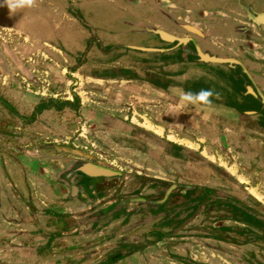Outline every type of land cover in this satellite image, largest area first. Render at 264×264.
<instances>
[{
    "label": "rangeland",
    "instance_id": "rangeland-1",
    "mask_svg": "<svg viewBox=\"0 0 264 264\" xmlns=\"http://www.w3.org/2000/svg\"><path fill=\"white\" fill-rule=\"evenodd\" d=\"M6 2L0 0V96L8 100L23 119L16 118L0 104V130L10 128L19 132L27 123L29 127L19 134L18 140L11 131H7V135L0 133L1 145H18L26 150L21 135L36 133L38 141L34 145L46 139L61 144L67 142L73 153L84 150L129 176L138 171L143 176H161L176 182L180 181L175 176L177 161L175 158L165 159L163 152L157 149L168 135L173 142L186 144V151L193 157L221 164L228 180L236 186L232 189H238L236 183L248 187L254 194H249L250 199L241 194L240 201L264 217V197H261L264 193V150L252 149L259 142L258 138L255 135L251 139L240 137L235 132L239 124L226 119L223 109L202 104L198 107L190 102L191 98L181 108L182 101L171 90L159 92L158 87L153 90V86L144 83L149 79L163 78L183 81V78L191 77V71L176 76L172 71H166L165 76L163 70L149 65L151 61L160 68L158 58L144 59L150 58L144 54L146 50L131 48L146 45L129 44L128 49L135 52L116 48V44L126 42L113 34L115 26H121L116 10L128 9L127 4L115 0H33L31 7L12 13ZM152 13L156 18L169 21L157 9ZM128 22L132 31L147 33L144 27L148 23L141 18L135 16ZM67 72L71 73L68 75ZM73 93L77 96L74 99ZM64 97L73 99V108L56 109L53 105H62ZM51 98L57 103H50ZM146 104H150L156 118L158 112L166 108L163 121L168 125L165 133L156 128L155 135L151 133L148 142L127 130V125L132 123L152 128L149 121L154 118L147 120L144 116ZM47 105L51 107L41 115V107ZM228 121L234 132L226 130ZM44 134L48 137L45 138ZM62 134L69 135L62 137ZM169 150L167 153L175 157L176 150ZM164 161L168 167L162 170L158 164ZM215 174V179L222 183L225 175ZM247 178L251 183H242ZM150 187L147 184L142 195L151 200L160 199V194H154ZM126 195L118 194L120 197ZM177 200L173 194L162 211L137 210V215L129 219L121 212L115 218L111 215L99 217L85 211L81 225L89 228L92 223L88 220L95 219L91 228L96 232L86 236L88 244H95L81 251L98 248L112 237L113 242L126 239L123 244H132L128 250H133L130 254L135 255V262L124 264H196L200 259L208 260L209 264H264V235L261 234L264 230L257 231L258 238L248 235L244 238L238 232H230L232 238L243 240L240 244L215 240L210 235L222 238L228 233L205 229L204 226H208L205 214L192 220L193 225L186 222L184 227L181 226L180 213L171 219L178 209ZM66 202L63 196L50 197L49 201L45 199L46 205L58 210H64ZM84 208L83 211L87 209ZM139 222L145 226L134 225ZM157 225L161 233L149 230ZM106 235L109 236L107 239ZM77 239L81 240L82 236ZM57 244L64 246L65 243L59 240ZM0 262L5 261L1 258Z\"/></svg>",
    "mask_w": 264,
    "mask_h": 264
},
{
    "label": "flooded vegetation",
    "instance_id": "flooded-vegetation-1",
    "mask_svg": "<svg viewBox=\"0 0 264 264\" xmlns=\"http://www.w3.org/2000/svg\"><path fill=\"white\" fill-rule=\"evenodd\" d=\"M115 1L127 4V7H129L128 9L118 8L116 10V18L121 26H115L113 34L126 41L116 44V48H123L122 50L127 52H135V50L128 49L129 44L146 45L144 46V48H146L144 54L150 56V58L144 57V59L155 60V58H158V60H160V65H162L160 68H157L151 61L149 65H151L153 69L163 70L165 76H167L166 71H172L171 73L174 76H176L177 73H181L180 75H182V73L191 71V77L183 78V81L163 78L155 80L149 79L144 81V83L148 84L149 87H161L164 92H169L173 88L178 87L182 88L185 93H191L193 95L198 94L202 90L211 91V107L223 109L224 111L222 113H226L223 115L226 119L239 124L240 127L238 131L235 132L240 135V137L251 139V137L255 135L258 138L259 142L257 145L253 146L252 149L264 150V24L263 22L254 23L252 21L258 15L264 13V0ZM199 1L204 2V4H202L203 8L214 10V12H217V15L204 17L206 15L203 16L199 14L198 8L196 7ZM206 1L207 4H205ZM185 4L193 6L194 8L192 9L190 6L184 7ZM159 6L173 14L177 20L185 23L187 22V24L197 28L201 36L193 32H186L172 25L169 21L167 22L166 19L162 20L159 17L156 18L152 10L154 12ZM190 9L194 11L192 15H190ZM135 16L176 37L185 38L186 41L178 42L176 40H166L151 32L136 33L132 31V26L128 22L129 20L133 21ZM190 17L192 21H190ZM200 19H202V21L199 22H203L210 27L208 29H200L192 24V22H198L195 20ZM121 45H123V47ZM197 46L202 52L206 49L210 51V53L224 54L237 59L239 63L202 62ZM151 67H149V69H151ZM170 68L174 70H168ZM70 73L71 72H67L68 75ZM164 94L166 96V93ZM72 97L74 99L77 96L73 93ZM63 99L62 105L53 106L56 109L73 108V99L71 100V98L68 97H64ZM146 99H148V97H146ZM48 101L54 104L57 103V100L52 98ZM0 104L7 108L10 113L14 114L16 118L20 120L23 119L17 109H15L8 100L3 98V96H0ZM199 104L200 103H196V106L199 107ZM46 107V109H49L51 105H47ZM145 109L144 116H146L147 120L151 118L155 120L149 121L152 128H146L145 125L140 123H132L127 125V130L139 134L142 140L148 142V138L152 135L151 133H156V128L162 129L161 132L164 133L167 131V122L163 121L167 113L165 112L166 108H163L165 111L162 110L158 112L156 118L155 115H153L155 112L151 109L150 104H146ZM160 110L161 109H159V111ZM212 113L214 114L215 112L212 111ZM230 121H228L229 125L226 130L234 132ZM150 130L152 132H150ZM174 141L175 142L166 135V138L157 149L163 152L165 159L175 158L177 161V164L175 163L177 167L175 176L179 178L180 181L177 180L176 182H172L168 178L161 176H143V174L138 171L129 176L113 168L108 163L104 162V160L88 154L84 150H81L79 153L70 152L76 155L71 159L70 163L69 159L66 160V166L68 163L71 165L72 162L85 161L88 164H100L109 167L116 172L111 175H99L94 178L93 184L88 186L79 183V185L82 186L79 192L83 194L101 195L94 200L96 201L94 206L85 204L86 207L89 206L85 211L96 215L100 213L107 214L108 210L111 211L114 209L116 210L114 212L121 211L123 215L128 214L129 217H135L137 215V210L153 209L162 211L164 207H150V202L154 200L148 199L142 195L144 194V187L149 184L154 194H160L162 198L160 202H165L164 206L173 194L177 196L178 209L172 215H175V213L184 214V212L188 210L187 205L189 203L196 205L192 208L193 215L189 219L182 218L183 216L179 217L182 227H184L186 222L193 225L194 222L191 223L192 220L195 218L199 219L200 215L205 214L208 221V226H204L205 229L208 231H222L228 233V235L224 234L222 238L216 236V234L210 235L215 240H222L224 242L234 241L235 244L243 243L241 239L232 238L230 232H238V234L240 233V236L242 234L244 238L246 235L254 237L251 232L257 234V231H260L262 227V215L259 214L257 210L249 207L251 212L254 210L252 214L255 216L253 219H250L246 214V207L248 208V206L240 201L241 194H243L245 198L248 197L250 199L249 194L254 193L249 191L248 187L242 186V184L239 185L238 183L236 184L239 190L232 189L233 187L236 188V186L234 182L228 180L229 176L226 175L221 164H214L212 160H204L196 156L193 157L194 155H190V153L186 151L188 148L186 144L180 141ZM57 147L56 149L60 151L62 148L66 150L68 146L58 145ZM135 149L136 147L132 150ZM169 149L176 150V153L173 155L175 157L167 153L170 151ZM145 155L147 154L145 153ZM166 165L167 163L164 161L162 164H158V167L164 170L163 168L168 167ZM66 166L62 174L64 170H66ZM183 168L184 170H182ZM146 170L151 169L146 168ZM184 171H186L185 174L183 173ZM200 172L204 174L201 175ZM215 173H222L225 175V179H223L222 183L218 181V179H215ZM226 176H228L227 180ZM128 179L130 180L129 182H127ZM93 188L95 189L94 192L90 190ZM117 194L127 195L119 197ZM115 198L116 200L118 198V200L115 201ZM255 204H257V201H255ZM175 217L176 216H174V218ZM142 221L144 222L145 219ZM143 222L134 225L140 224L145 226ZM195 226L197 227L198 224ZM155 228L161 229L157 225L150 227L149 230H156Z\"/></svg>",
    "mask_w": 264,
    "mask_h": 264
},
{
    "label": "crops",
    "instance_id": "crops-1",
    "mask_svg": "<svg viewBox=\"0 0 264 264\" xmlns=\"http://www.w3.org/2000/svg\"><path fill=\"white\" fill-rule=\"evenodd\" d=\"M202 4L204 2L199 1L196 6L199 14L206 15L204 17L217 15L214 10L203 8ZM205 4H207V1ZM185 6L190 5L185 4ZM190 7L194 8L193 6ZM158 9L164 10L160 6ZM192 9L189 11L190 15L194 12ZM191 19L190 17V21H192ZM195 21L198 22H192V24L200 29L210 27L203 22H199L202 19ZM158 88L161 92L162 88ZM155 89L153 88V90ZM41 108L40 114L42 115L46 112L47 107L45 109ZM27 124H24V129H20L19 132H14L10 128L6 129L11 131L13 135L18 133L15 136L18 140L19 134L25 132V129L29 127ZM7 131L0 130V133L7 135L9 134ZM68 135L62 134L61 136ZM35 136L36 133L30 136L21 135L20 140L26 145V150L21 147L18 148V145L5 147L0 144L2 148H0V259L2 258L5 261L0 262V264H124L131 261L135 262V255L130 254L133 250H128L132 247V244L122 243V241L126 242V239L113 242L112 237H110L104 245L98 246V248H93L91 251L89 249L81 251L82 248L87 249L86 246L91 247L95 244V242L88 244L90 242H87L86 236L91 232H96L91 228L95 225V219L88 218V221L92 223L89 228H84L81 225L83 224L81 218L85 216V210L83 211L82 207H86L85 204L91 206L96 204L94 200L101 195L82 194L79 192L82 186L78 185L77 187V180H72L71 184L63 181L62 171L67 164L66 160L69 159L70 163L71 157L76 155L70 153L72 151L67 142L61 144L58 141H47L46 139L34 145V142L38 141ZM44 136L45 138L48 137L47 134H44ZM6 137L11 138V136ZM58 145L68 147L66 150L62 148L58 151L56 149ZM93 182L94 179L91 183L86 184L90 185ZM242 182L251 183V179L247 178ZM90 190L95 191L94 188ZM260 191L262 190L260 189ZM56 194H60L68 201L65 203L67 207L64 210H58L57 207L45 204V199L49 201L50 197L53 199L54 197H60ZM263 194L261 197H264ZM117 200L115 198V201ZM114 211L116 210L112 209L111 211L108 210L107 214L101 215L100 213L96 215L99 217L111 215L117 218L119 216L118 212L121 211ZM124 216L129 219L128 214ZM86 217H88V214ZM79 236H82L83 240L77 239ZM107 237L109 236L106 235L105 239ZM59 240H62L63 244L65 243L64 246L57 244ZM196 264H209V262L200 259Z\"/></svg>",
    "mask_w": 264,
    "mask_h": 264
},
{
    "label": "water",
    "instance_id": "water-1",
    "mask_svg": "<svg viewBox=\"0 0 264 264\" xmlns=\"http://www.w3.org/2000/svg\"><path fill=\"white\" fill-rule=\"evenodd\" d=\"M157 10H158V13L164 18H167L172 25L182 30H185L186 32H193L201 36V33L197 28L191 26L190 24L177 20L172 14L168 13L165 10L158 9V7H157ZM252 21L254 23L263 22L264 24V13L258 15ZM144 30L146 32L157 34L166 40H176L178 42L186 41L185 38L176 37L166 32L165 30L157 28L151 24L145 25ZM131 48L140 49V50L146 49L144 47H138V46H133V47L131 46ZM199 49L200 48L198 47V53H199V56L202 62L239 63V61L233 57H230L224 54H219V53H213V52L210 53V51L206 49L202 52ZM115 173H116L115 170H112L109 167H106L100 164H88L85 161H77V162H72L71 165L66 166V170H64L63 172V175H64L63 181L67 184L69 183L71 184V182H73L72 180L78 179V181L76 182L77 187L79 183L82 185L88 186L89 184H85V183H91L93 179L99 175H111Z\"/></svg>",
    "mask_w": 264,
    "mask_h": 264
},
{
    "label": "clouds",
    "instance_id": "clouds-1",
    "mask_svg": "<svg viewBox=\"0 0 264 264\" xmlns=\"http://www.w3.org/2000/svg\"><path fill=\"white\" fill-rule=\"evenodd\" d=\"M32 4L33 0H7L6 2L8 10L12 13H15L19 9L31 7ZM171 91L182 101L181 108L185 106V102H189V98H191L190 102L192 103H200L204 106H208L209 108L211 106L210 97L212 96V92L209 90H202L195 95L191 93H185L184 90L180 88H174Z\"/></svg>",
    "mask_w": 264,
    "mask_h": 264
},
{
    "label": "trees",
    "instance_id": "trees-1",
    "mask_svg": "<svg viewBox=\"0 0 264 264\" xmlns=\"http://www.w3.org/2000/svg\"><path fill=\"white\" fill-rule=\"evenodd\" d=\"M160 199H162V198H160ZM160 199H156V200H154V201H151L150 202V207H159V208H163L164 207V203H161L160 201ZM199 199V198H198ZM196 205L195 204H191V203H189L188 205H187V207H188V210L186 211V212H184V214H181L180 215V217L181 216H183L182 218H186V219H189L193 214H192V208L193 207H195ZM254 211V210H253ZM253 211L251 212V210L249 209V207L247 208L246 207V214H247V217H249L250 219H253L255 216L252 214L253 213ZM177 214L175 213V215H172L171 216V219L174 217V216H176ZM181 218V219H182ZM262 227H261V229L260 230H264V217L262 216ZM156 231L157 232H159V233H161L160 232V230L159 229H156ZM253 235H254V237H256V238H258L259 236L257 235V234H255V232H251ZM261 234L262 235H264V232H261ZM261 237V236H260Z\"/></svg>",
    "mask_w": 264,
    "mask_h": 264
}]
</instances>
